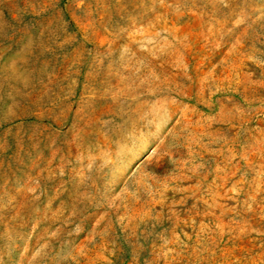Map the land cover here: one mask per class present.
Here are the masks:
<instances>
[{
    "label": "rangeland",
    "instance_id": "rangeland-1",
    "mask_svg": "<svg viewBox=\"0 0 264 264\" xmlns=\"http://www.w3.org/2000/svg\"><path fill=\"white\" fill-rule=\"evenodd\" d=\"M0 264H264V0H0Z\"/></svg>",
    "mask_w": 264,
    "mask_h": 264
}]
</instances>
